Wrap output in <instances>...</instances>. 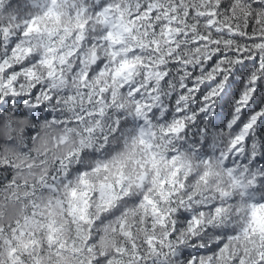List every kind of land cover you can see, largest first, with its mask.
<instances>
[{"label":"clouds","instance_id":"1","mask_svg":"<svg viewBox=\"0 0 264 264\" xmlns=\"http://www.w3.org/2000/svg\"><path fill=\"white\" fill-rule=\"evenodd\" d=\"M0 264H264V0H0Z\"/></svg>","mask_w":264,"mask_h":264}]
</instances>
